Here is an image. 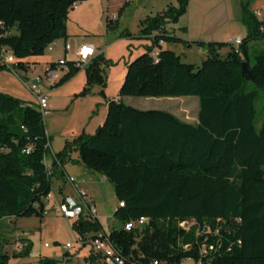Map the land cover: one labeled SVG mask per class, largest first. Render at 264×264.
I'll return each mask as SVG.
<instances>
[{
    "label": "trees",
    "instance_id": "1",
    "mask_svg": "<svg viewBox=\"0 0 264 264\" xmlns=\"http://www.w3.org/2000/svg\"><path fill=\"white\" fill-rule=\"evenodd\" d=\"M84 1L0 0V51L11 50L16 69L28 72L37 63L31 57L68 38L69 13ZM178 2L142 21V36L151 44L127 64L119 96H198L196 123L165 110L135 108L119 97L108 102L106 119L96 132L67 141L48 168L44 112L0 91V264L28 256L32 243L12 255L5 251L3 219L43 218L52 178L64 179L61 167L69 161L101 173L119 203L124 202L115 209L120 228L106 232L98 218H80L72 229L83 240L103 231L127 264H180L185 259L264 264V118L259 124L257 109L264 95V50L254 55V63L249 53L250 41L264 39V20L255 12L246 14L249 1H243L250 34L238 51L231 42L224 54L225 43L195 41L208 52L200 65L184 62L163 46L156 58L151 52L161 39L184 41L167 31L187 11L188 0ZM112 23L110 19L109 29ZM103 58L100 52L86 66L88 84L104 83L99 68ZM67 61L68 71L53 87L80 71L73 60ZM244 61L251 76L242 70ZM8 66L0 62V69ZM248 81L255 87L246 90ZM75 151L78 159L72 158ZM141 217L147 221L125 228ZM87 259L103 264L92 249ZM38 264L60 261L41 257Z\"/></svg>",
    "mask_w": 264,
    "mask_h": 264
},
{
    "label": "rangeland",
    "instance_id": "2",
    "mask_svg": "<svg viewBox=\"0 0 264 264\" xmlns=\"http://www.w3.org/2000/svg\"><path fill=\"white\" fill-rule=\"evenodd\" d=\"M124 1L91 0V11L84 14L80 20L71 22L70 31L78 34L76 35L78 40L90 39L103 48L104 58L100 61L99 68L104 83L88 84L85 66L81 67L79 76L74 75L72 77L75 78L74 81L68 84L66 83L72 78L57 88H47L43 82L39 83V86L48 92L49 107L44 112V123L50 137L49 157H52L50 153L60 150L67 141H73L82 132L94 134L104 123L108 113L107 102L119 96L122 80L127 72V64L145 52L149 45L150 39L142 36L144 28L142 21L162 13L170 5L178 6L179 4L178 0H130L127 1L128 3H123ZM243 1H249L246 14L250 16V12L254 13L257 10L256 7L260 0H188L186 13L178 22L170 23L167 27L169 35L182 38L184 41L168 39V48L180 55L184 62L197 65L202 63L208 52L206 47L198 46L195 41L225 43L227 45L221 49V52L225 54L231 49L228 45L231 39H245L250 34L248 24L243 19L245 12ZM261 12L264 20L262 7ZM110 19L113 20L112 29L108 27ZM62 41L59 40L51 49H46L44 55L30 58L32 61L36 60L37 63L35 64L36 69L28 76L29 79H34L47 60L59 55ZM262 50H264L263 38L249 42L251 63H254V55ZM99 53L97 51L96 55ZM19 75L24 76L14 65L0 69V85H7L21 100L39 107L36 98L23 85ZM253 87H255L254 83L248 81L246 90ZM84 88H88L87 93L80 94ZM260 92L264 94L263 89ZM120 98L124 103L135 108L165 110L185 121H195L199 111L198 96H122ZM257 109L260 124L264 118V95L260 101H257ZM75 153L74 156H77L78 152L75 151ZM83 169L84 173L77 167L74 168V172L81 173L83 178L91 175L97 180L96 194L95 197L92 196L96 202L99 219L106 225L105 230L109 232L113 228H120L121 221L115 215L119 201L112 184L104 179L101 173L91 171L85 166ZM57 187L58 179L53 177L54 191L49 198L48 211L43 218L18 217L16 223L10 218L3 219L1 241L5 251L9 254L16 252V233L23 236L25 232L30 231L32 238L30 254L20 257L18 261L15 258L13 264H37V258L44 252L57 256V252H61L62 246L67 242L77 245V233L72 229V221L64 217L56 205ZM67 197L70 203L76 202L73 188ZM45 242L51 246L46 247ZM79 260L83 261L81 256L76 257L71 263L63 264H78ZM180 264H194V262L192 259H185Z\"/></svg>",
    "mask_w": 264,
    "mask_h": 264
},
{
    "label": "built area",
    "instance_id": "3",
    "mask_svg": "<svg viewBox=\"0 0 264 264\" xmlns=\"http://www.w3.org/2000/svg\"><path fill=\"white\" fill-rule=\"evenodd\" d=\"M76 5L74 7H76ZM255 13L259 18L262 19L261 11L256 10ZM261 29L262 31H264V23ZM57 42L58 40L54 41L52 44L48 46L47 49H51L53 45H55ZM230 42L235 47V50L238 51V47L242 43V39L241 38L231 39ZM163 45H164V40L161 39L158 45L152 50L151 52L152 56L157 58L160 51V47H162ZM4 48H2L0 51V62L7 63L8 65L10 64L15 65L16 60L14 59V55L12 51L7 48L6 49ZM70 49H71V45L69 42L66 41L65 51L70 52ZM94 51H95V47L92 45L89 44L80 45L76 53L77 58L73 59L74 64L79 67L85 66L88 60L94 55ZM60 67H65L68 70L69 65L67 58H62L57 62L47 63L46 65L43 66L41 71L34 76V79L31 80L27 77L25 78L24 76H27V73L25 74L24 71L20 70V73L24 76L19 75V77L22 78V80H24L25 85L32 92V94L36 98L39 108L43 112H46L48 108V92L44 91L39 86V83L43 82L47 88L48 87L52 88L58 78V71ZM31 70L34 71V68H32ZM48 168H51V165H48ZM67 181L72 185V188L75 191L76 202L70 203L68 197L65 198L64 207H63L64 217L70 219L72 222L80 218H84L85 220L88 221H94L95 219H97L98 211L96 209V202L94 197L78 187V185L76 184L77 179L74 176H67ZM51 196H52V192L49 194L47 199L49 200ZM119 204L120 206H122L124 205V202H120ZM46 213L47 211L45 212V214ZM146 221L147 218L141 217L137 221L127 222L125 224V228L130 230L139 224H143ZM181 225L187 227L186 222L181 223ZM27 235L28 232H25L23 236L21 234H18L16 236L15 238L16 252H21L27 247L28 242L25 239ZM76 241L79 245H88L89 247H91L92 251L95 254L100 255L103 264H127L124 257L120 254L119 251H117V249L110 241L107 234H105L103 231H99L97 234H95L94 237L87 236L86 239L84 240L77 235ZM45 245L48 246L49 243H46ZM72 246L73 244L69 242L66 243L65 245V247L67 248H71ZM210 248H212V246H210ZM153 264H165V263L154 261ZM194 264H205V263L202 261H198V262H194Z\"/></svg>",
    "mask_w": 264,
    "mask_h": 264
},
{
    "label": "crops",
    "instance_id": "4",
    "mask_svg": "<svg viewBox=\"0 0 264 264\" xmlns=\"http://www.w3.org/2000/svg\"><path fill=\"white\" fill-rule=\"evenodd\" d=\"M127 1H130V0H125L123 3H125V2L128 3ZM261 7H262V9H264V0H260L259 1L258 6L256 7V9L259 10V11H261ZM91 9H92V7H91V0H87V1H84L82 3H79V4H77L76 7L73 8V10L71 11V13L69 14V19H68V22H67L68 38L67 39H60V41L61 40H63V41L61 42V45L59 47L60 48L59 55L57 57H55V58H52L50 60H47L45 62V65L47 63H50V62H57L58 60H60L62 58H67V60L76 59L77 58V54L76 53L78 51V48L82 44H89V45H92V46L95 47L94 55L88 60V62L85 65V67L89 64L90 60H92L94 58V56L96 55L97 51L98 52H103V48L97 42H95L93 40H90V39H81V40H78V38L76 37V35H78V34L77 33H72L70 31V27L72 25L71 22H76V21L80 20V18L84 14L90 12ZM169 25L170 24H168V26ZM66 41L69 42L70 45H71L70 52H66L65 51V42ZM58 42H59V40H58ZM150 44H151V41L149 40V45ZM168 47L169 46H167V42L165 41L164 42V45H163V48H168ZM10 67H11V64H10ZM33 68H34V70L36 69L35 66ZM67 71L68 70L65 67H60L59 68V71H58V78H57V80H56L55 83H58L60 81V79L63 77V75ZM32 72L33 71L31 69L28 72H25V74L27 73V78H28V76H30V73H32ZM79 74H80V72L77 73L76 77H78ZM124 77H123V80H124ZM20 79H21L23 85L26 86L25 83H24V80H22V78H20ZM74 79L75 78H72L66 84H68L70 82H73ZM54 88H57V87H54ZM0 91L6 92V93H9L11 95H14V96L18 97V95L14 93V90L11 89V88H8L7 85H5V84H1L0 85ZM118 98H119V96L117 98H115V99H118ZM48 107H49V104H48ZM107 107H108V102H107ZM197 121H198V117H197V119L195 121H188V122L196 123ZM64 145L65 144H63L62 148L60 150H58L57 152L56 151H53L52 153H50L52 155V157L47 156L46 162L48 163V165H52L53 160L55 159V154L58 153L59 151H61L64 148ZM50 148H51V144H50ZM74 153L72 154V158L73 159H78V155L77 156H74ZM75 154H77V153H75ZM83 166L84 165L81 164V163H79V162H76L75 163V162L69 161L66 164H64V166L61 167L62 170L65 173V178L64 179H60V178L57 177V179H58V187H57L58 190H57V192L55 194V197H56V205H57L58 209L61 210L60 213L63 214V215H64V208L63 207H64L65 198L67 197V195L72 190V185L67 181V178H66L67 176H74V177H76V179H77L76 184L81 189L86 190L87 192H89L93 196L96 194V189H95L96 186L95 185H96V181L97 180L93 176H91V175H87V177L83 178L81 173L74 172V168L77 167V168H79L82 171V173H84ZM103 178L106 179L105 176H103ZM53 191L54 190L52 188V193H53ZM57 193H59V194L57 195ZM48 202H49V200H48ZM48 202H47L46 208L48 207ZM98 218H99V215H98ZM10 219L11 220H14L15 223L17 222L16 221L17 218L10 217ZM102 223H103V226H104V229H105V226L106 225H105L104 222H102ZM16 234L18 235V233H16ZM76 238H77V236H76ZM25 239L27 240L28 243H30V240L32 242V238H31L30 231H28V235H27V237ZM46 243L47 242H45V244ZM50 246H51V244H49L46 247H50ZM84 249H86V250H84ZM90 250H91V248L88 245H86V246L85 245H79L78 243H77V245L76 244H73V246L71 248H67V247H65V245H63L62 246V251L61 252H57V256H51V255L46 254L44 252V253L40 254V257L39 258H37L36 263L38 264V261H39V259L41 257H53V258H56V259H58L60 261V264H63V263H71V262H73V260H75L76 257L77 258H80V256H81L82 259H83V261H80V260L77 261L78 264H90V262L87 259L88 255L90 254ZM14 259L15 258H11L10 264H13ZM17 259L19 260V258H16L15 260L18 261Z\"/></svg>",
    "mask_w": 264,
    "mask_h": 264
},
{
    "label": "water",
    "instance_id": "5",
    "mask_svg": "<svg viewBox=\"0 0 264 264\" xmlns=\"http://www.w3.org/2000/svg\"><path fill=\"white\" fill-rule=\"evenodd\" d=\"M242 70H243V72H244L245 74L251 76V72H250V70H249L248 64H247V62H245V61L242 62Z\"/></svg>",
    "mask_w": 264,
    "mask_h": 264
},
{
    "label": "bare ground",
    "instance_id": "6",
    "mask_svg": "<svg viewBox=\"0 0 264 264\" xmlns=\"http://www.w3.org/2000/svg\"><path fill=\"white\" fill-rule=\"evenodd\" d=\"M77 6V5H76Z\"/></svg>",
    "mask_w": 264,
    "mask_h": 264
}]
</instances>
